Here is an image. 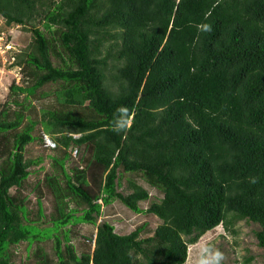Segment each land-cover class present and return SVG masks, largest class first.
<instances>
[{
	"label": "trees",
	"instance_id": "obj_1",
	"mask_svg": "<svg viewBox=\"0 0 264 264\" xmlns=\"http://www.w3.org/2000/svg\"><path fill=\"white\" fill-rule=\"evenodd\" d=\"M0 16V32H32L9 66L34 78L0 109V142L26 118L0 155V264H183L189 244L241 218L264 247V0H0ZM47 83L61 107L33 119ZM121 109L130 127L117 133ZM36 139L52 150L48 217L41 179L29 182L45 168L25 155ZM72 152L84 166L67 167ZM116 200L161 222L119 233ZM78 234L92 251H76ZM52 237L57 262L40 244L34 263L13 258V244Z\"/></svg>",
	"mask_w": 264,
	"mask_h": 264
},
{
	"label": "rangeland",
	"instance_id": "obj_2",
	"mask_svg": "<svg viewBox=\"0 0 264 264\" xmlns=\"http://www.w3.org/2000/svg\"><path fill=\"white\" fill-rule=\"evenodd\" d=\"M1 20L3 21L0 22V25H4L5 19L1 17ZM4 31L5 38L3 41L9 43L10 47H0V109H2L3 104L7 100L13 97L23 99L26 95V92L24 91L14 92V90L11 89L12 84L24 86L31 85L34 81L33 76L28 75L25 70L23 71L21 68H11L9 66L12 61V53L26 48L33 40L32 32L30 30H24L19 25H14L8 28L6 27ZM8 31H10L13 36L11 40L7 41L6 34ZM53 59L55 60V58ZM54 88L55 84L47 83L39 87L35 95H30L32 105L27 110V114H29L31 118L38 119L40 117L41 108L61 107L55 98ZM41 92H46V94L41 95ZM25 121L26 118L24 119V122ZM23 124L18 128L19 130L22 128ZM16 130H11L0 142V155L6 152V150L12 145L13 135ZM41 130L42 126L38 123L33 132L35 134H41ZM51 151L52 150L46 143H42L40 140L36 139L27 144L25 153L26 157H37L39 155L43 157L40 163L33 165V168H40V165L42 164L45 168H40L37 172H32L29 175V182L33 183L36 180L41 179V188L43 189L41 204L47 217L55 209L54 198L48 184L45 182V172L50 168L51 158L49 154H52ZM86 155H89L88 152H86ZM86 155L84 154V156ZM78 165L84 166V162L81 161L79 153L76 154L75 152H72V159L67 163V167ZM122 181L125 185L126 181L123 179ZM124 190L126 191V189ZM37 195V193L32 192L30 194L29 203L30 206L36 209H38L39 205ZM148 202L149 201H143L141 202V205L146 207ZM113 208L114 215L112 219L115 224V229L119 233H128L140 226L142 227L140 235L141 237H145L151 235L155 227L161 222L160 218L155 214L146 211L134 212L117 200L113 202ZM108 209L112 210V207L108 206ZM76 226L81 232H85V234L94 228L93 225L87 223H80ZM258 229L259 224L247 218L235 220L230 224L229 228L225 227L223 224H219L215 228L204 233L196 243L189 244L188 257L183 264H264V247L258 244L256 236V231ZM54 240V237H52L43 238L40 242L35 241L30 247V252L27 251V241L13 244L11 249L16 253L13 258L16 261L34 263L36 258L33 251L37 248V244H40L49 255L52 262L55 263L57 262V254L54 249ZM72 243L75 244L74 246L78 253H80V251H92L94 247L93 241L79 234L72 237ZM28 253L29 256L26 257V254ZM216 253H220L218 261L215 256ZM249 257L251 260L247 262L246 258Z\"/></svg>",
	"mask_w": 264,
	"mask_h": 264
},
{
	"label": "clouds",
	"instance_id": "obj_3",
	"mask_svg": "<svg viewBox=\"0 0 264 264\" xmlns=\"http://www.w3.org/2000/svg\"><path fill=\"white\" fill-rule=\"evenodd\" d=\"M1 26V25H0ZM124 115L122 116L121 119H119L116 124L113 126L112 131L114 132H123L127 131V129L130 127V121L127 118V110L126 109H121L120 110ZM217 261L220 258V253L215 254Z\"/></svg>",
	"mask_w": 264,
	"mask_h": 264
},
{
	"label": "built area",
	"instance_id": "obj_4",
	"mask_svg": "<svg viewBox=\"0 0 264 264\" xmlns=\"http://www.w3.org/2000/svg\"><path fill=\"white\" fill-rule=\"evenodd\" d=\"M2 21H3V20H1V17H0V22H2ZM4 38H5V31L2 30V31L0 32V44H1V42H3ZM6 46H7V47H10V44L6 42V44H1L0 47L7 48Z\"/></svg>",
	"mask_w": 264,
	"mask_h": 264
}]
</instances>
